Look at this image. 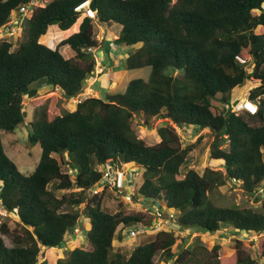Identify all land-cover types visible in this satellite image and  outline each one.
<instances>
[{
    "label": "trees",
    "instance_id": "16d2710c",
    "mask_svg": "<svg viewBox=\"0 0 264 264\" xmlns=\"http://www.w3.org/2000/svg\"><path fill=\"white\" fill-rule=\"evenodd\" d=\"M29 1L0 0V28H11L12 13ZM83 1L37 5L24 16L25 39L18 49L11 50L7 39L0 42V197L3 208L17 216L0 224V264H37L44 249L65 244L66 233L83 217L90 223L87 246L77 245L54 264H157L159 252L171 264H261L242 239L230 255L221 254L220 244L209 250L198 240L178 251L175 246L186 239L176 230L216 233L231 228L260 235L264 258V204L220 205L212 195L228 183L240 182L254 193L264 186V0H95V20L118 28L116 44L133 47L127 68L150 66V77L133 78L124 90L85 97L63 113L48 103L30 102L28 137L42 152L27 174L8 154L3 135L24 123V100L34 83L44 79L70 99L95 71L92 49L100 41L92 17H84L80 30L56 48L42 41L52 24L69 29L80 17L75 8ZM64 45L75 51L73 57L64 56ZM249 79L259 81L249 89L257 112L227 110L224 104L234 98L233 91ZM152 117L168 121L159 126L155 142L142 138L134 124L141 118V124L149 125ZM177 126L208 129L209 156L222 167H208L203 174L189 169L178 178L196 144L184 146ZM106 164L137 165L142 183L134 199L162 200L175 211L174 218L164 212L169 230H158L130 253L115 249L114 241L123 239L126 228L153 227L155 216L147 210L128 212L122 204L116 212L107 211L105 198L115 196L107 187L90 194L102 180L98 166ZM66 165L71 173L64 171ZM9 234L13 246L2 236Z\"/></svg>",
    "mask_w": 264,
    "mask_h": 264
},
{
    "label": "rangeland",
    "instance_id": "374dc122",
    "mask_svg": "<svg viewBox=\"0 0 264 264\" xmlns=\"http://www.w3.org/2000/svg\"><path fill=\"white\" fill-rule=\"evenodd\" d=\"M174 2L176 0H173ZM84 14V13H82ZM85 16V14H84ZM82 17V16H81ZM20 22V19H19ZM95 22V21H94ZM95 25V23H94ZM19 26V27H18ZM78 24L74 26V29L77 28ZM25 27H27L25 20L21 22L20 25L15 24L13 25V28H0V42L3 39H7L13 43V46L11 50L18 49L19 45L22 41L25 39ZM260 31V29H258ZM69 32H66L68 34ZM50 34V33H49ZM45 35L42 37L43 42H47L50 45H54L55 40L59 39V35L57 36H50ZM64 35V34H62ZM97 37V34H96ZM64 55L67 56L68 51H71L70 47L63 48ZM251 70V69H249ZM134 72H139L137 75L138 77L144 78L146 80L149 79L150 73H151V67L146 66L142 70H137ZM105 77L109 78V75L106 74ZM136 78V77H135ZM133 79V78H132ZM118 81V79H115ZM127 81H125L126 83ZM91 82H88L87 79L84 81L85 88L89 86ZM106 86L108 87V82L105 81ZM259 81L257 79H249L247 80L244 85L239 86L233 91L234 99H239L242 97H247V94L249 93V89L253 88L254 86L258 85ZM117 85H119L117 90H123L125 87L124 85H121L119 83H115L110 88H117ZM35 87V90H34ZM37 87V88H36ZM40 87V88H39ZM115 89V88H114ZM82 93V98L88 97L93 93V90L90 89L89 93ZM24 100V113H25V121L24 123L19 124V126L16 128V130L12 133H6L3 135L4 143L6 150L10 157L15 161L19 169L24 173H31L34 169L37 163L40 160L41 157V146L40 144L31 145L29 141V132H30V120L32 115V107L30 106V102L32 101H38V105L48 103V105L55 109L58 113H63L65 110H74L76 107V98H70L66 99L63 95V93L59 89H52V87L48 86L46 81L44 79L38 81L37 83H34L32 86V89L30 90V93L25 96ZM144 118V117H143ZM140 121V122H139ZM142 121L144 122V119L139 118L138 120H134V124H136L137 131H139L140 136L144 138L145 140H148L150 142H155L158 138L157 131L159 126L166 124L168 121L163 118H156L152 117L148 119V124H141ZM261 122H256L255 124H260ZM177 130L179 134L182 136L183 145H190V144H196V147L193 148L187 157V160L185 164L181 167V172L177 176L178 178H183L185 174L188 172L189 169H195L198 173L203 174L208 167L211 168H221L222 165L218 161H213L210 158V143L212 141V135L211 132L207 129H199L198 127H190V126H183L178 127ZM108 166L102 165L98 166V168ZM123 166V165H122ZM126 171L128 173V176L131 177V175H134V182H131V179L128 178L129 184L126 187V192L130 191V193H135L136 186L140 183V176L137 175L136 172L140 174L141 170L140 168L135 164H127ZM64 171L71 173L70 167L67 165L63 167ZM133 171V173L131 172ZM133 183V184H132ZM135 188H134V186ZM131 189V190H129ZM134 189V190H133ZM1 190V187H0ZM128 190V191H127ZM60 194V192H59ZM123 194H119L118 196L115 194L114 197H106L104 202V207L109 212H116L121 208L122 206L128 211V212H135V211H141V210H147L148 215L155 216V224L153 227H141L140 233L137 234L135 237H130L128 232V229L126 228L124 230V236L123 239L114 241L115 249L126 251L128 253L131 252V250L141 242L148 241L150 235L155 234L160 229H167L169 230L172 226L170 221H160L157 219V213L155 209L158 207L161 210H164V212L168 213H175L174 209H167L166 204L162 200H157L155 203L151 204L148 203V200L142 199L139 201H136L133 199V202H127L126 199L122 196ZM214 199L216 202L220 205H238L241 207H256L259 208L264 204V186H261L258 189L257 193L254 192H247L243 189L240 182L235 183H228L226 186L220 187L217 191H214L212 193ZM122 204V206H120ZM156 207V208H155ZM2 211H6L2 206V201L0 198V215L3 213ZM16 219L17 216L13 212H9V216L6 218L8 219ZM84 219L80 221L79 228L80 232L74 233L72 236L70 234L66 233V239L61 247H52V249L47 248L44 249V256L43 258L37 263V264H54V261L60 257H63L66 255L69 250L73 249L77 245L81 247L87 246V231L89 230V220L85 219L86 217H83ZM119 229V228H118ZM176 234L182 238L185 237L184 244L178 242V244L175 246V251H178L180 247L184 246H191L193 243H195L197 240L201 241L203 247H206L207 249L211 250L216 244L221 245V254L223 255H230L235 251L237 239H242L245 241V249L251 253L255 258L260 261L261 264L264 263V258L261 257L259 252V246L260 243V235H256L253 233H246V232H240L238 230L234 229H223L216 233H210V232H200V231H182L176 230ZM6 244L8 246H13L12 241V235H4L3 236ZM155 261L157 264H171V262L166 263L163 261V257L161 255V252H159L156 257Z\"/></svg>",
    "mask_w": 264,
    "mask_h": 264
},
{
    "label": "crops",
    "instance_id": "0c3cea01",
    "mask_svg": "<svg viewBox=\"0 0 264 264\" xmlns=\"http://www.w3.org/2000/svg\"><path fill=\"white\" fill-rule=\"evenodd\" d=\"M79 18H78V20H79ZM83 19H84V17L82 16L81 21H80L79 25L77 26V29L74 31H71V33H68V34L63 33V32H68L69 30H72L74 28V26H76L78 20L69 29H66V30H62L58 26V24L50 25L45 34L50 33L49 34L50 36L55 37V36L59 35L60 37H59V39H57L55 41L54 45H48V44H46V45L51 47V48H56L62 40L68 38L70 35L78 32L80 30V25H81ZM94 23H95V25H94L95 37L97 34L96 38L100 41V46L98 48L92 49L95 57L97 58V65H96L95 71H93V73L89 74L88 77L86 78L87 81L91 82V83L86 88L84 86V89L82 92L84 94L89 93L90 89H92L93 93H94L92 95L101 96L106 91L117 90L119 85H117V88L114 87L115 89L110 88L115 83H119L121 85H124V87L126 88L128 82L132 78L138 77L135 75H137L139 72H134V71L142 70L145 67L138 68V69H128L126 66V60H127V56L132 51L133 47L131 48L128 46H121V45L115 43V38H116L117 33L119 31L116 26H107V25L99 23L97 21H95ZM45 34H43V35H45ZM62 34H64V35H62ZM41 37L39 38L40 42H42ZM66 47H70V46L64 45V46H61V48H60V50L63 54H64L63 48H66ZM74 55H75V51L71 49V51H68L67 56H65V55L64 56L66 58H71ZM106 74L109 75V78L105 77ZM115 79H118V81H116ZM105 81L108 82V87L106 86ZM125 81H127V82L125 83ZM48 86L50 87L51 85L48 84ZM34 90H35V87H34ZM73 234H70V236H72Z\"/></svg>",
    "mask_w": 264,
    "mask_h": 264
},
{
    "label": "built area",
    "instance_id": "2783aa9c",
    "mask_svg": "<svg viewBox=\"0 0 264 264\" xmlns=\"http://www.w3.org/2000/svg\"><path fill=\"white\" fill-rule=\"evenodd\" d=\"M91 1L92 0H85L83 1L81 4H79L78 6H76L75 10L80 12V13H84L85 16H89L92 18L96 17V10H94L90 5H91ZM46 3V0H30L29 3L23 4L18 10L13 12V18H14V24H21V22L23 21V16L26 15V13L31 10L32 8H34L37 5H43ZM22 16V17H20ZM20 19V22H19ZM241 62L245 63L247 60L238 56L237 57ZM76 103L80 102L82 100V98L78 97L75 99ZM224 107L232 112L235 113H242L244 111H249L251 113H256L258 110V104L252 100L249 99L248 94L247 97H242L239 99H231L228 102H226L224 104ZM128 167L126 164L123 165V167H116L113 168L111 166H103L101 168H98L102 173V180L100 182V184L92 187L90 189V193L91 194H98L101 191H103V189H105L106 187L109 188V190L113 191L117 196L121 193L123 189H126V187L128 186V184L130 183L128 178L131 179V182L134 183V175H131V177L128 176V173L126 171V168ZM133 173V171H131ZM137 175L139 174L138 172H136ZM132 183V184H133ZM134 186V185H133ZM135 188V186H134ZM131 190V189H129ZM134 190V189H133ZM132 192V190H131ZM134 194L135 193H130V191H128V193L122 195L124 197V199H126L127 202H133L134 199ZM156 208V207H155ZM156 213H157V219H159L160 221H170V219H165L164 218V210L159 209L158 207L155 209ZM3 213L0 215V224H2L3 219L9 216V212L6 211H2ZM171 218L175 217L174 213H169ZM141 227H133V228H127L128 229V234L130 237H135L137 236V234L140 233V229ZM75 232H79V228H75L74 229Z\"/></svg>",
    "mask_w": 264,
    "mask_h": 264
},
{
    "label": "clouds",
    "instance_id": "9594fccd",
    "mask_svg": "<svg viewBox=\"0 0 264 264\" xmlns=\"http://www.w3.org/2000/svg\"><path fill=\"white\" fill-rule=\"evenodd\" d=\"M47 1H48V0H46V3H47ZM29 2H30V1H29ZM29 2H28V3H29ZM46 3H45V4H46ZM25 4H26V3H25ZM43 5H44V4H43ZM21 6H22V5H21ZM96 15H97V10H96ZM24 16H25V15H24ZM24 16H23V21H24ZM80 16L86 17V16H84V14H82V13H80ZM20 17H22V16H20ZM11 18H13V13H12V15H11ZM95 18H96V17H95ZM95 18H93L94 21H96ZM13 19H14V18H13ZM13 25H15V24H14V21H13ZM19 25H20V24H19ZM18 27H19V26H18ZM1 28L6 29L5 27H1ZM12 28H13V26H12ZM56 89H58V88H56ZM83 89H84V88H83ZM82 91H83V90H82ZM82 91H81V92H82ZM81 92H80V94H79L77 97H74V98H78V97H79V98H80V97L82 98L83 96H82V93H81ZM248 97H249V93H248ZM72 99H73V98H72ZM83 99H84V98H82V100H83ZM76 104H77V103H76ZM122 165H124V164H122ZM122 165H121L120 167H123ZM126 165H127V164H126ZM141 172H142V171H141ZM141 172H140V174H138V176H141ZM134 183H135V182H134ZM103 190H104V189H103ZM108 190H109V188H108ZM109 191H111V190H109ZM101 192H102V191H101ZM101 192H100V193H101ZM90 194H91V193H90ZM98 194H99V193H98ZM91 195H94V194H91ZM1 201H2V199H1ZM5 210H6V209H5ZM167 212H169V211H167ZM174 214H175V213H174ZM79 223H80V221H79V222L77 223V225L73 228L72 232H68V234L78 233V232H75L74 229H75V228H79ZM79 232H80V228H79ZM2 236H3V235H2Z\"/></svg>",
    "mask_w": 264,
    "mask_h": 264
},
{
    "label": "water",
    "instance_id": "95a60500",
    "mask_svg": "<svg viewBox=\"0 0 264 264\" xmlns=\"http://www.w3.org/2000/svg\"><path fill=\"white\" fill-rule=\"evenodd\" d=\"M94 10H97V3L95 0L91 1V5H90ZM1 198V197H0Z\"/></svg>",
    "mask_w": 264,
    "mask_h": 264
},
{
    "label": "bare ground",
    "instance_id": "6f19581e",
    "mask_svg": "<svg viewBox=\"0 0 264 264\" xmlns=\"http://www.w3.org/2000/svg\"><path fill=\"white\" fill-rule=\"evenodd\" d=\"M55 40V39H54Z\"/></svg>",
    "mask_w": 264,
    "mask_h": 264
}]
</instances>
